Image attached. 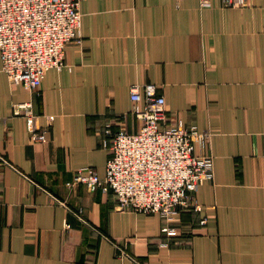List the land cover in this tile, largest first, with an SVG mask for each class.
<instances>
[{"label": "crops", "instance_id": "0c3cea01", "mask_svg": "<svg viewBox=\"0 0 264 264\" xmlns=\"http://www.w3.org/2000/svg\"><path fill=\"white\" fill-rule=\"evenodd\" d=\"M80 12L38 94L0 71V264H264V0H82ZM133 83L156 85L164 125L211 132L195 146L214 164L201 209L182 208L170 232L110 190L71 184L76 170L104 175L107 124L139 129ZM28 101L45 141L12 113Z\"/></svg>", "mask_w": 264, "mask_h": 264}, {"label": "built area", "instance_id": "2783aa9c", "mask_svg": "<svg viewBox=\"0 0 264 264\" xmlns=\"http://www.w3.org/2000/svg\"><path fill=\"white\" fill-rule=\"evenodd\" d=\"M81 1L0 0V71L9 83L38 94L46 70L64 66L66 45L79 38ZM247 1L222 0L229 7H242ZM129 97L131 113L141 120L139 129L128 132L120 125L113 131L107 124L111 144L104 175L94 169L76 170L71 184L110 190L117 207L158 214L165 221L161 230L170 232V222L182 208L201 209L196 191L213 179L214 164L212 155L196 154L195 146L208 144L211 132L182 122L164 125L165 98L154 83L131 84ZM12 113L25 117L32 141H45V130L35 124L32 102L15 103ZM118 249L120 257L128 256Z\"/></svg>", "mask_w": 264, "mask_h": 264}]
</instances>
